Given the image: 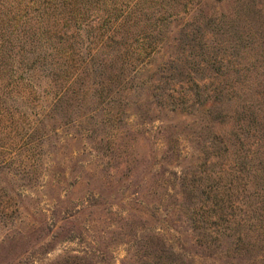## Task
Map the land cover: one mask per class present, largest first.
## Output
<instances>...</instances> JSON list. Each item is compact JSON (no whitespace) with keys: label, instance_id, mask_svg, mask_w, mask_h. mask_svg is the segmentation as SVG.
Wrapping results in <instances>:
<instances>
[{"label":"rangeland","instance_id":"obj_1","mask_svg":"<svg viewBox=\"0 0 264 264\" xmlns=\"http://www.w3.org/2000/svg\"><path fill=\"white\" fill-rule=\"evenodd\" d=\"M206 8L216 22L205 29L210 37L204 48L193 35L196 47L189 52L185 39L171 34L155 59L129 53L116 84L107 75L80 79L75 73L71 86L67 77L50 86L38 80L0 89V264H57L84 256L95 264H147L159 235L192 264H264L262 253L244 261L215 238L216 229L221 234L232 222L255 220L261 206L264 212V0H210ZM234 8L236 24L228 16ZM175 23L178 33L186 26ZM140 42L136 36L125 40ZM117 47L111 43L103 51ZM210 52L229 68L236 88L230 102L257 110L249 166L237 154L205 165L209 141L201 122L173 120L172 103L161 97L177 94L190 104V82L173 79L172 71L178 66L194 80L214 77L218 70L192 69L191 60ZM170 132L178 145L167 139ZM186 176L202 212L209 213L208 196L227 204V221L198 224L215 230L212 239L177 212L178 178ZM203 244L212 246V256L201 251Z\"/></svg>","mask_w":264,"mask_h":264},{"label":"trees","instance_id":"obj_2","mask_svg":"<svg viewBox=\"0 0 264 264\" xmlns=\"http://www.w3.org/2000/svg\"><path fill=\"white\" fill-rule=\"evenodd\" d=\"M209 1L1 0L0 89H4L5 92L8 87H19L38 80L50 86L54 81L67 77L68 85L71 86L76 79L73 76L75 73L83 75L82 77L80 74L82 77L80 79L92 78L96 74L103 79L110 77L111 83L116 84L121 80L125 70L123 66L127 64L126 58L129 53L131 56H145L148 60L155 59L158 52L168 44L171 34H178L181 42L185 39L189 52L196 47L193 35L200 38L203 46L201 48H204L206 43L203 41H208L210 37L209 30L205 29L216 22L213 12L206 8ZM237 12L234 8L232 14L228 15L230 18L235 16L231 21L235 24ZM176 20L186 24L179 33ZM131 36L142 37V42L135 46L125 43ZM111 43L118 47L113 51L104 52L105 46ZM206 54L207 58L198 56L204 60L199 62L191 60L194 63L192 65L196 64L192 69L197 73L218 70L214 77L194 80L183 67L178 69L177 66L172 71L173 79L190 82L192 93L190 104L184 100V96L177 94L164 93L161 97L164 101L172 103L173 120L180 123L190 120L201 122L202 135L205 133L209 141L208 147L207 143L203 147L205 165L215 159L229 160L237 154L238 159L242 160L241 163L249 166L251 164L249 138L253 136L250 127L253 120L257 119V110H248L245 106L248 102L242 104L230 102L236 88L229 81L231 76L229 68L224 65L225 59L210 57L212 52ZM7 95L8 93L1 94V99L7 100ZM66 95V92L59 94L56 103L60 104ZM249 107L252 109L251 105ZM167 137L178 145V138L174 139L171 132ZM175 152V148L169 150V158H173ZM178 179L180 180L178 192L174 196L177 212L189 225L196 228L202 238L212 239L215 230L207 228L201 230L198 224H206L209 221L217 227L222 219L227 221V204L224 198L221 203L217 194L206 197L205 201L211 206L208 209L209 213L202 212L204 209L199 208L197 204L199 198L195 197V187L188 177ZM258 211L259 214L251 222H232L234 225L231 226L232 229H228L230 226H227L226 229L231 234H228L226 229L219 234L216 229L218 235H215V238L222 239L224 244L226 242L227 250H233L242 256L244 261L246 256H252L253 253H262L261 259H264L263 206L258 208ZM228 222L230 223V220ZM228 239L230 242L227 243ZM157 242L155 246H151L153 249L151 248L152 252L148 255L147 264H192L188 255L169 244L165 236L159 235ZM200 247L204 254L208 256L214 254L215 250H212L211 245L203 244ZM253 258H247L249 259L247 262H252ZM57 264L95 263L84 256L69 258Z\"/></svg>","mask_w":264,"mask_h":264}]
</instances>
